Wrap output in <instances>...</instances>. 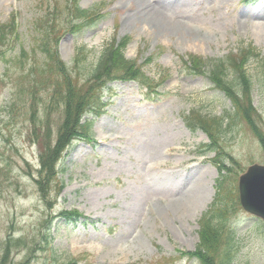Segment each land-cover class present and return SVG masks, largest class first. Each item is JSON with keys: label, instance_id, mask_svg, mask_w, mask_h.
<instances>
[{"label": "rangeland", "instance_id": "374dc122", "mask_svg": "<svg viewBox=\"0 0 264 264\" xmlns=\"http://www.w3.org/2000/svg\"><path fill=\"white\" fill-rule=\"evenodd\" d=\"M105 1L99 21L61 40L62 58L72 64L76 48L86 44L96 59L114 36H129L127 57L143 62L154 56L142 64L144 70L167 80L150 94L154 100L138 82L110 83L104 114L86 115L93 120L90 141H73L58 164L65 187L55 196L50 187L43 195L36 182L42 148L33 144L32 134L44 129L48 116L57 140L65 110L62 104L43 109L47 91L28 98L26 89L21 97L16 92L27 86L29 69L43 64L40 20L57 2L65 8V0H0V21L15 14L20 25L19 39L0 59V264H198L180 256L199 242V220L216 194L219 170L212 160L216 152L201 151L208 135L189 129L184 115L199 109L206 116H221L233 105L209 79L212 65L206 75L188 71L184 61L190 55L210 62L249 43L256 47L261 55L251 59L246 72L264 134V0L248 5L244 0H143L140 14L155 6L158 28L152 23L139 27L142 17H134L129 0ZM33 101L42 108L36 123L26 109ZM220 142L239 162L223 154L232 165L228 185L236 197L243 171L264 164V147L246 122L226 130ZM230 205L237 234L234 264H264V222L239 200ZM63 210L82 216L65 219ZM9 233L24 238L6 254Z\"/></svg>", "mask_w": 264, "mask_h": 264}, {"label": "trees", "instance_id": "16d2710c", "mask_svg": "<svg viewBox=\"0 0 264 264\" xmlns=\"http://www.w3.org/2000/svg\"><path fill=\"white\" fill-rule=\"evenodd\" d=\"M75 17H90L87 11L76 8ZM8 27L0 25V57L3 55V48L8 43ZM58 38H56V43ZM128 39L117 43L116 41L107 45V47L95 59L91 57L89 51L84 46L77 49L74 59V65H67L59 56L57 48L54 47V54L49 57L47 64L40 68L34 67L31 73L36 74L31 80L27 88V98L31 95L37 97L46 89L49 91L47 99L44 102L43 109L51 110L57 104H62L64 112V120L61 122V129L57 140L53 139V132L50 126L49 117L44 120V129L40 132H33L32 140L41 143V168L38 171L39 178L37 183L53 188L57 186V192L64 188L63 182L58 180V170L56 162L61 158L63 149L68 141L78 135H87L90 132L92 122L86 120L82 122L85 113H93L101 115L105 106L102 101L103 88L106 84L115 79L130 80L138 79L151 89L158 87L159 83L155 82L150 76L142 70L136 61L129 60L124 55L123 47L127 44ZM251 50L245 52L244 57L238 58L236 55L228 57V60H222L219 63H213L212 79L217 86L224 90L227 96L232 100L234 112L228 113V127L234 122H246L257 133L259 140L264 147V134L258 129V119L262 118L261 114L253 105L252 88L253 83L245 69L246 62L249 61L248 55ZM228 63V64H227ZM201 61L196 60L194 69L202 72ZM232 68L239 76L229 79V68ZM53 88L52 90H50ZM27 106V100H26ZM64 107V108H63ZM27 109L29 118L36 123V117L41 112V104L33 101L30 108ZM224 117L208 118L198 111H193L187 116V124L189 127L196 129L198 127L205 130L212 139L213 148H218L221 134L225 132L223 123ZM234 163L238 164L234 158ZM221 169H231L224 163ZM57 181V183H56ZM227 177L221 180L220 191L216 205L207 212L201 219L200 241L197 249L188 252L190 255H197L203 264H234L237 236L233 229L229 228V221L232 215L231 200L237 204L238 196L235 197V191L226 187ZM56 183V186H55ZM237 199V200H236ZM68 215H79L78 212H67ZM15 242H23L22 239H14L10 236L6 242V254L10 246ZM6 256V255H5ZM5 256L2 258L5 259Z\"/></svg>", "mask_w": 264, "mask_h": 264}, {"label": "water", "instance_id": "95a60500", "mask_svg": "<svg viewBox=\"0 0 264 264\" xmlns=\"http://www.w3.org/2000/svg\"><path fill=\"white\" fill-rule=\"evenodd\" d=\"M240 196L247 210L264 218V166L253 165L241 177Z\"/></svg>", "mask_w": 264, "mask_h": 264}, {"label": "bare ground", "instance_id": "6f19581e", "mask_svg": "<svg viewBox=\"0 0 264 264\" xmlns=\"http://www.w3.org/2000/svg\"><path fill=\"white\" fill-rule=\"evenodd\" d=\"M131 3H133L132 5H131V7L133 8V10H132V12H134L135 11V13H134V17L135 18H138L139 16L140 17H142V20H143V23H142V20L139 22L138 21V23L140 24V26L139 27H143V28H146L145 27V23H152L153 24V27L154 28H158V24L160 23L159 21H157V19H156V16H155V14L157 13V9H155V6H154V8H153V10L152 9H150V10H145V12H147V13H144V14H140V12H139V7L143 4L142 3V1L143 0H129ZM140 11H142V10H140ZM152 11V12H151ZM143 13V12H142ZM245 20H247V19H245ZM244 21V20H243ZM264 27V26H263ZM148 29V28H147ZM202 184V183H201ZM198 189H200V187H198Z\"/></svg>", "mask_w": 264, "mask_h": 264}]
</instances>
